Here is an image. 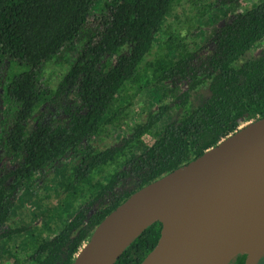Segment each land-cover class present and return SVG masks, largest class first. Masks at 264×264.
Wrapping results in <instances>:
<instances>
[{"label":"trees","instance_id":"16d2710c","mask_svg":"<svg viewBox=\"0 0 264 264\" xmlns=\"http://www.w3.org/2000/svg\"><path fill=\"white\" fill-rule=\"evenodd\" d=\"M103 1L108 14L96 20L100 29L55 93L43 88L39 80L45 66L76 44L91 25L93 8ZM176 2L0 0V54L17 71L6 86L16 110L0 147L20 157L13 170L0 175V264H22L11 245H4L28 228L26 220L13 225L19 192L38 172L68 154H81L86 146L80 163L61 172L56 190L63 197L58 216L73 217L52 240L31 229L35 264H74L96 228L134 194L202 157L244 122L264 118V52L246 59L264 40V0L221 27L206 59H198L182 35L163 32ZM162 33L168 38L147 62ZM125 49L128 52L122 54ZM116 55L115 64L109 65L106 59ZM170 80L189 87L178 97L184 109L179 120L157 133V125L172 112L163 107L135 125L118 146L95 145L106 125L123 115L128 93L136 94L150 83L161 89ZM206 85L207 95L190 108V93ZM51 96V104L62 109L67 123L41 118L29 133L30 121ZM74 96L77 105L71 103ZM141 146L148 148L146 153L134 158ZM46 229L51 231L47 225ZM163 229L162 222L148 227L116 264H143L158 246ZM247 259V254L240 255L231 264H246Z\"/></svg>","mask_w":264,"mask_h":264},{"label":"water","instance_id":"95a60500","mask_svg":"<svg viewBox=\"0 0 264 264\" xmlns=\"http://www.w3.org/2000/svg\"><path fill=\"white\" fill-rule=\"evenodd\" d=\"M184 195L189 218L177 229L178 243L169 244L164 226L143 264H231L244 254L251 264L249 249L264 246V118L134 194L96 228L74 264H116L143 231L163 223L160 210Z\"/></svg>","mask_w":264,"mask_h":264},{"label":"rangeland","instance_id":"374dc122","mask_svg":"<svg viewBox=\"0 0 264 264\" xmlns=\"http://www.w3.org/2000/svg\"><path fill=\"white\" fill-rule=\"evenodd\" d=\"M263 0H177L175 8L170 17L164 22L163 32L168 30L173 34L182 35L190 45L191 51L198 59H206L215 49L214 37L216 33L226 23L232 20L237 14H243L252 7H255ZM105 1L98 3L92 10L90 18L91 25L82 34L80 39L72 47H66L61 54L52 62L45 66L40 76V85L49 88L55 93L61 81L69 69L74 65L78 57L82 54L88 40L100 29V22L96 20L108 14ZM167 35L163 34L157 38V49L147 60L152 62L159 53ZM128 52L125 49L122 54ZM264 52V40L260 42L247 55L246 59L256 58ZM119 55L109 57L106 62L109 65L115 64ZM1 77H0V143L5 133L10 128L13 120V113L16 108L6 96V86L12 75L17 71L11 60L0 54ZM185 82L175 83L172 80L162 85L161 89L154 88L153 84H147L145 89L136 94L128 93L129 100L125 101L123 115L112 125H106L102 134L97 137L96 146L103 148H113L118 146L125 138L130 136L132 128L140 122H145L148 114H157L160 108L168 107L172 110L157 125L155 131L161 133L168 125L181 118L184 109L179 108V99L188 90ZM208 86L200 87L190 93L189 107L198 106L203 97L207 94ZM126 92L123 93V96ZM52 96L43 103V107L33 117L28 126V132H32L41 118H58L62 123H67L68 118L62 113V109L57 105H52ZM73 105L78 104V99L74 96L71 99ZM252 121L244 122L241 128L247 127ZM147 147L141 146L135 151L134 158H139L146 153ZM86 150L82 147L81 154ZM80 154V153H79ZM68 154L62 160L49 165L45 170L37 173L35 181L23 189L18 194L16 206L13 211V225H23L25 221L28 227L22 234L13 237V240L4 245H11L13 252L18 254L22 264H35L30 251L32 240L31 229L34 234L37 230L43 232V237L52 240L64 228L65 224L72 219L73 215L62 218L60 213V197L56 190H59L58 183L62 171L70 170L81 161V154ZM20 162V157L10 153L5 147H0V175L13 170ZM46 225L51 231L46 229ZM86 245V244H85ZM1 251V250H0ZM0 253V263L3 255ZM264 264V259L260 262Z\"/></svg>","mask_w":264,"mask_h":264},{"label":"bare ground","instance_id":"6f19581e","mask_svg":"<svg viewBox=\"0 0 264 264\" xmlns=\"http://www.w3.org/2000/svg\"><path fill=\"white\" fill-rule=\"evenodd\" d=\"M180 202L164 206L159 215L165 226V235L170 245L178 243L177 229L189 218V198L187 195L179 198ZM251 264H257L264 253V246L255 245L249 249Z\"/></svg>","mask_w":264,"mask_h":264}]
</instances>
